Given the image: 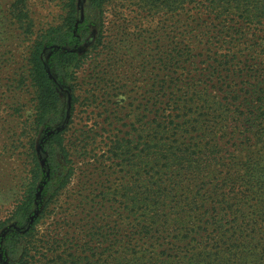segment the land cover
I'll use <instances>...</instances> for the list:
<instances>
[{
    "label": "trees",
    "instance_id": "1",
    "mask_svg": "<svg viewBox=\"0 0 264 264\" xmlns=\"http://www.w3.org/2000/svg\"><path fill=\"white\" fill-rule=\"evenodd\" d=\"M24 1L13 3L11 11L29 25ZM106 1L92 4L102 8ZM183 1H202L198 14L242 11L244 20L264 31V0ZM64 6L63 24L47 29L31 53L37 127L56 120L60 100L43 50L76 38L77 0H64ZM80 62L72 50L50 57L61 77L71 76ZM255 79L259 82L227 86V102L217 100L223 86L170 85L164 113L156 116L150 135L119 136L111 143L109 157L119 158L123 173L119 196L138 222L134 231L119 225L115 241L96 236L92 227L81 228L77 218L69 224L63 215L40 228L72 171L66 166L65 131H52L43 142L47 168L32 145L22 193L0 219V264H264V83ZM137 233L147 242H134Z\"/></svg>",
    "mask_w": 264,
    "mask_h": 264
},
{
    "label": "rangeland",
    "instance_id": "2",
    "mask_svg": "<svg viewBox=\"0 0 264 264\" xmlns=\"http://www.w3.org/2000/svg\"><path fill=\"white\" fill-rule=\"evenodd\" d=\"M16 1L0 0V219L22 193L32 145L47 168L43 142L63 130L72 174L40 228L63 215L67 223L77 218L81 228L92 227L96 236L115 241L119 225L134 231L138 222L119 196L123 173L119 158L109 157L111 143L119 136L150 135L170 85L223 86L217 100L227 102V86L257 83L255 76L264 83L263 27L244 20L242 11L218 17L207 10L198 14L202 1L107 0L100 8L92 0H77L72 34L78 40L47 46L42 53L60 100L56 120L37 127L31 53L47 29L63 24L66 8L64 0H25L30 23L25 25L13 17ZM65 50L76 51L81 62L71 76L61 77L50 57ZM133 241L147 242L138 233Z\"/></svg>",
    "mask_w": 264,
    "mask_h": 264
}]
</instances>
